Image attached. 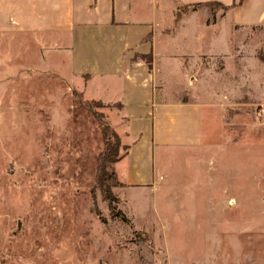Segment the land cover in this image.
Instances as JSON below:
<instances>
[{
  "label": "rangeland",
  "instance_id": "1",
  "mask_svg": "<svg viewBox=\"0 0 264 264\" xmlns=\"http://www.w3.org/2000/svg\"><path fill=\"white\" fill-rule=\"evenodd\" d=\"M212 9L185 16L172 39L153 43L157 84L200 100L202 136L195 145L154 146L148 186L97 177L101 123L119 135V154L127 146L114 101L146 111L148 94L104 72L98 49L83 61L102 73L58 83L50 62L58 58L67 75V51L52 53L38 39L37 64L32 41L13 44L10 71L0 72V264L264 262V23L240 29L227 17L218 25ZM197 51L203 67L188 73L183 60ZM188 77L192 85L181 88Z\"/></svg>",
  "mask_w": 264,
  "mask_h": 264
},
{
  "label": "crops",
  "instance_id": "2",
  "mask_svg": "<svg viewBox=\"0 0 264 264\" xmlns=\"http://www.w3.org/2000/svg\"><path fill=\"white\" fill-rule=\"evenodd\" d=\"M215 6L223 11L216 14ZM211 8L218 25L227 17L234 28L240 29L264 23V0H0V72L10 71L12 47L20 39L24 43L32 41V55L37 64H42L43 50L34 42L39 39L51 45L52 53L68 52L67 75L61 74L58 58L50 62L48 71L58 83L80 78L85 84L93 74L103 72L97 64L83 61L86 52L98 49L102 62L103 56L107 62L110 59L104 72L115 73L128 88L148 94L143 101L148 103L146 111L129 109L126 101H114L120 103L118 109L126 120L121 142L127 147L113 162L123 186H148L155 179L152 163L146 165L154 146L195 145L202 136L200 100L192 96L183 99L173 90H166L161 82L157 84L153 43L163 34L172 39L185 16L194 21L195 13L202 11L207 17ZM194 32L198 33L195 27ZM247 38L244 34L238 40ZM203 53L193 52L184 58L182 65L190 66L186 72L203 67L199 60ZM189 78L181 88L192 85V80L188 84ZM147 116L148 126L141 122ZM121 160H125L124 170L118 165ZM118 171L124 173V179Z\"/></svg>",
  "mask_w": 264,
  "mask_h": 264
},
{
  "label": "trees",
  "instance_id": "3",
  "mask_svg": "<svg viewBox=\"0 0 264 264\" xmlns=\"http://www.w3.org/2000/svg\"><path fill=\"white\" fill-rule=\"evenodd\" d=\"M148 62V60H147ZM118 107L120 106V103L117 102ZM101 135L103 138V149L99 153V173L97 177H100L101 179H105L110 181L111 185H122V183L118 180L116 172L114 169H110V171H107L106 167L110 164L116 161L120 154L118 152L119 146H120V138L119 135L111 128L109 127L108 123L103 121L101 123ZM126 147H124V152L126 150ZM105 196L107 194V197L109 198L108 200V205L112 207L110 199H113L114 196L107 188L104 190Z\"/></svg>",
  "mask_w": 264,
  "mask_h": 264
}]
</instances>
